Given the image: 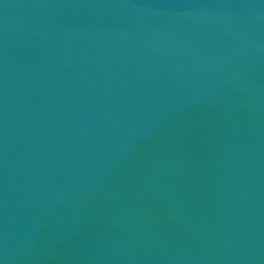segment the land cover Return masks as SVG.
<instances>
[{
  "label": "water",
  "instance_id": "1",
  "mask_svg": "<svg viewBox=\"0 0 264 264\" xmlns=\"http://www.w3.org/2000/svg\"><path fill=\"white\" fill-rule=\"evenodd\" d=\"M0 264H264V0H0Z\"/></svg>",
  "mask_w": 264,
  "mask_h": 264
}]
</instances>
